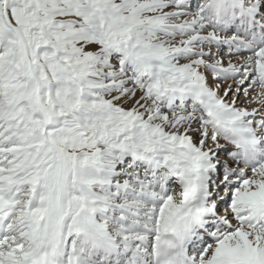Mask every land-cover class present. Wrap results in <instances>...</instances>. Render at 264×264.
<instances>
[{
  "label": "snow or ice",
  "instance_id": "obj_1",
  "mask_svg": "<svg viewBox=\"0 0 264 264\" xmlns=\"http://www.w3.org/2000/svg\"><path fill=\"white\" fill-rule=\"evenodd\" d=\"M0 264H264V0H0Z\"/></svg>",
  "mask_w": 264,
  "mask_h": 264
}]
</instances>
